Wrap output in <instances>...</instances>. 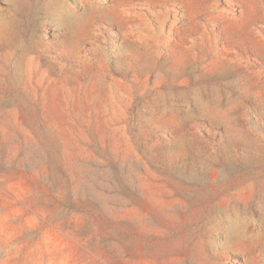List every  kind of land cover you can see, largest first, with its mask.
<instances>
[{"label": "rangeland", "instance_id": "374dc122", "mask_svg": "<svg viewBox=\"0 0 264 264\" xmlns=\"http://www.w3.org/2000/svg\"><path fill=\"white\" fill-rule=\"evenodd\" d=\"M0 264H264V0H0Z\"/></svg>", "mask_w": 264, "mask_h": 264}]
</instances>
